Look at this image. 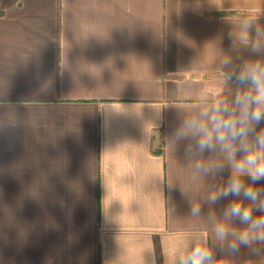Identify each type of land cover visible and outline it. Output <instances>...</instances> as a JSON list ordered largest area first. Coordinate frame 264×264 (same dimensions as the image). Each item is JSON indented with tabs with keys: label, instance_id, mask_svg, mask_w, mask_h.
<instances>
[{
	"label": "crops",
	"instance_id": "1",
	"mask_svg": "<svg viewBox=\"0 0 264 264\" xmlns=\"http://www.w3.org/2000/svg\"><path fill=\"white\" fill-rule=\"evenodd\" d=\"M245 19L264 0H0V264H172L205 233L213 264H264L215 239L243 199L208 200L230 170L195 163L219 150L174 136L264 61Z\"/></svg>",
	"mask_w": 264,
	"mask_h": 264
},
{
	"label": "clouds",
	"instance_id": "2",
	"mask_svg": "<svg viewBox=\"0 0 264 264\" xmlns=\"http://www.w3.org/2000/svg\"><path fill=\"white\" fill-rule=\"evenodd\" d=\"M241 39L253 53L264 52V28L257 27L253 20L241 22ZM223 63L229 65L232 61L225 58ZM225 77L239 86L231 100L219 99L204 106L198 115L185 118L174 136L177 141H194L195 150L201 155L219 150L222 160L195 163L196 170L205 174L230 170L226 185L211 192L208 200L216 203L241 194L243 199L231 201L223 220L214 223L215 239L223 244L231 236L228 246L232 251L244 246L259 252L264 247L254 246H264V187L257 186L258 181L264 180V128L257 130V125L264 121V61L243 60L238 70L225 73ZM191 211L199 214L200 206L194 205ZM233 218L244 226L232 227L228 221ZM201 240L194 242L190 251L175 256L172 264H213V252L205 246L206 233Z\"/></svg>",
	"mask_w": 264,
	"mask_h": 264
}]
</instances>
